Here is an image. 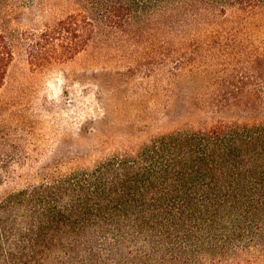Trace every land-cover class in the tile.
Instances as JSON below:
<instances>
[{"label":"trees","instance_id":"16d2710c","mask_svg":"<svg viewBox=\"0 0 264 264\" xmlns=\"http://www.w3.org/2000/svg\"><path fill=\"white\" fill-rule=\"evenodd\" d=\"M27 2L0 0V90ZM69 4L21 32L32 69L88 50L99 22L161 31L166 57L147 92L101 86L102 115L52 152L0 102V264H264V0Z\"/></svg>","mask_w":264,"mask_h":264},{"label":"rangeland","instance_id":"374dc122","mask_svg":"<svg viewBox=\"0 0 264 264\" xmlns=\"http://www.w3.org/2000/svg\"><path fill=\"white\" fill-rule=\"evenodd\" d=\"M75 9L69 0H36L22 3L4 24L16 54L0 90V102L6 105L5 114L12 123L16 124L13 113H17L18 118L32 124L25 125L24 133L32 136L34 143L30 147L42 151L52 152L68 144L65 142L69 133L78 132L89 118L102 115L98 99L101 86H122L128 93L140 88L147 92L157 76H149L146 71L161 68L166 57L165 35L161 31L146 32L135 40L129 39L128 33L111 32L99 22L88 50L45 70L32 69L21 32L39 29L49 19L65 17ZM163 83L161 80V86Z\"/></svg>","mask_w":264,"mask_h":264}]
</instances>
